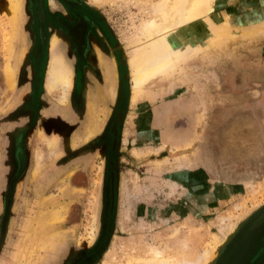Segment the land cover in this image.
I'll return each instance as SVG.
<instances>
[{
	"label": "rangeland",
	"instance_id": "1",
	"mask_svg": "<svg viewBox=\"0 0 264 264\" xmlns=\"http://www.w3.org/2000/svg\"><path fill=\"white\" fill-rule=\"evenodd\" d=\"M84 1L100 16L106 36L99 39L113 47V54L93 55L86 77L96 84L89 86L78 116L71 118L66 96L72 76L64 87L51 83L48 71L54 51L67 66L71 63L59 43L54 50L51 41L45 78L51 93L43 87L39 116L25 132L28 159L22 171L14 161L16 128L28 120L13 109L27 86H8L5 80L12 68L15 78L29 40L23 27L26 3L0 0V264H144L154 247L172 259L196 260L204 251L209 253L205 264H223L227 254L228 264H264V255L244 261L252 251L264 252V240L250 242L252 248L245 244L243 261H235L238 251H229L264 205V25L258 31L240 29L241 35L221 46L199 51L170 74L148 82L133 102L129 53L122 40L132 18L138 21L139 0ZM214 7L239 28L264 19V0H215ZM44 76L43 69V81ZM118 93L123 113L113 155L111 214L103 229L109 207L103 152L59 165L60 135L44 130L41 120L65 113L72 123L65 145L73 152L79 145L82 150L114 113ZM94 124L99 125L92 135L73 140L74 131ZM47 135L57 140L46 139L41 151ZM50 142L55 143V158L48 154ZM35 160L41 164L36 170ZM72 168L80 187L67 176ZM59 205L63 219L44 224ZM46 238L51 246L38 247Z\"/></svg>",
	"mask_w": 264,
	"mask_h": 264
},
{
	"label": "flooded vegetation",
	"instance_id": "2",
	"mask_svg": "<svg viewBox=\"0 0 264 264\" xmlns=\"http://www.w3.org/2000/svg\"><path fill=\"white\" fill-rule=\"evenodd\" d=\"M25 3L27 16L25 17L23 27L25 28L26 34H28L29 40L27 42V47L24 49L22 61L19 63L18 68L16 67L17 71H19L16 73L15 70L14 82L17 87L26 84L27 89H25L24 92L21 91L22 94H19L20 101L13 109L14 115L19 117L26 116L28 120V122L24 124L21 123L17 125L16 128L19 132L15 137L16 149L14 150V161L16 165H21L22 171L28 159V154L24 148L26 140L25 132L31 127L34 118L39 116L40 95L44 87L41 71L44 69L46 74V64L49 56L47 58L44 57H46L52 39L56 38L62 52L64 54L66 52V56H64L67 61L71 63L72 84L66 96L67 99L69 98L67 109L69 111L67 114L70 113L69 116L71 118H74L71 114L78 116L80 112L79 107L82 104V99L87 93L89 86L96 84L93 79L86 77L87 70L91 69L90 64H92L91 62L94 59L93 55L96 56L97 52L113 54L112 51L110 52L113 47L108 44L109 46L106 48L105 44L99 39V37L106 36L101 25L100 16L95 13L84 0H25ZM5 82L7 83V80H5ZM121 95L120 93H118L116 97L114 95V113L109 117L107 124L103 125L98 135L89 143H85L86 145L84 144L82 150L79 149V145L74 148L75 150L72 149L74 150L73 152L70 150V147L65 145L67 143L68 130L72 125L68 120L58 118L55 116L56 114L52 115V117H43L41 120L44 130L48 129V133L51 134L54 132L60 135V143L62 142L63 151L61 156L57 159L59 165L65 167L72 159L74 160L77 157H89L94 151L100 152V156L103 152L104 164L108 170L107 187L109 193V207L105 210L102 219L103 229L109 221L113 201L115 163L113 155L117 140L118 121L123 113L121 105L119 104ZM48 118L53 120L49 121ZM49 122L51 125H49ZM21 145L23 146L22 149ZM69 171L67 173H69ZM76 172L78 173V171L72 168L71 173L67 174V176L70 177V180L75 184L74 186L78 187L80 183L76 179ZM263 240L264 205L257 211L251 220L242 227L240 235L230 247L229 251L231 255L233 251L236 253L238 251L236 254L238 258L236 257L237 259L235 261H243L244 256H247L245 244L247 248H252V245H257L259 242L262 243ZM250 242H252V245ZM249 255L250 258L246 257L244 261H249L257 256L261 257L264 255V252L256 253L252 251ZM226 256L227 257L222 261L223 264L228 262L227 259L229 258V254Z\"/></svg>",
	"mask_w": 264,
	"mask_h": 264
},
{
	"label": "bare ground",
	"instance_id": "3",
	"mask_svg": "<svg viewBox=\"0 0 264 264\" xmlns=\"http://www.w3.org/2000/svg\"><path fill=\"white\" fill-rule=\"evenodd\" d=\"M95 1L98 2L99 0ZM214 1L139 0L136 2L139 4L140 16L136 18L138 19L137 22L132 18V25L129 28L130 32L126 35L124 34L125 36H123L122 40L124 42L122 47L124 45V48L128 51L127 53H129L132 79L131 99L133 102L142 95L143 88L148 82L154 78L170 74L181 62L191 58L199 51L202 50L203 52L210 47L221 46L227 39L241 35L239 34L241 32L239 31L240 29L245 32L248 31L247 28L258 31L263 27L264 19L250 26H240V28L232 26L228 16L225 14L217 15V12L214 11ZM252 32L250 31L249 33L253 34L254 32ZM52 41L53 49L55 50L57 40L53 38ZM48 71L51 83L63 84V86L69 83L71 76L70 67L67 66L60 53L53 52L48 64ZM8 73L10 74L6 75L7 83L8 85H13L15 79L13 68L12 71L8 70ZM111 85L112 83L109 85L110 91L113 87ZM97 125L99 124H94L87 128V136L97 131ZM53 151V145L50 142L48 143L49 157L52 156ZM63 213L62 205L53 208L45 217L46 221H44V224H51L61 219ZM218 228L223 234L226 227L220 225ZM45 244L51 246L47 242V238L41 239L40 244L37 246L44 247ZM152 252L151 257L145 259L144 264H205L209 258V253L204 251L196 260H191L187 257L172 259L171 257L163 256L160 247H154Z\"/></svg>",
	"mask_w": 264,
	"mask_h": 264
},
{
	"label": "crops",
	"instance_id": "4",
	"mask_svg": "<svg viewBox=\"0 0 264 264\" xmlns=\"http://www.w3.org/2000/svg\"><path fill=\"white\" fill-rule=\"evenodd\" d=\"M60 49V48H59ZM48 56H50V48L48 49ZM3 68H4V65H3V67H2V70H3ZM45 78H46V74H45ZM43 86H44V90L46 91V93H51V92H48L47 90H46V87H45V79H44V83H43ZM64 87H66V86H64ZM58 101H59V99H58ZM60 102V101H59ZM61 103H64V102H61ZM56 117H58V118H62L63 120H65V113H64V115L62 116L61 114H59V113H56V115H55ZM145 121H146V119H145ZM83 131V130H82ZM82 131H78V132H75L74 131V134H77L76 136L77 137H73V140L75 139V141H77V142H81V141H83V139H81V138H88L90 135H92L93 133H90L88 136H87V129L86 130H84L83 132ZM55 138L56 140H57V138L54 136V135H51V136H49V135H47V136H43V141H44V147L41 149V151H43L44 150V148H45V141H46V139H50V138ZM55 143H52V145H54ZM54 147V146H53ZM56 150H57V148H56ZM58 151V150H57ZM39 151H35L34 152V159H35V156H36V154L38 153ZM54 153H55V155H54V158H55V156H56V152L55 151H53ZM53 153V154H54ZM58 153H59V151H58ZM41 166V164L39 165V162H38V160H35V164H34V167H35V170L36 169H38L39 167ZM70 170V169H69ZM69 170H67L66 172H68ZM74 187H76V186H74ZM49 213H50V211H49ZM64 213H65V210H64ZM64 213H63V216H62V218L61 219H59V220H57V221H55V223L56 222H58V221H61L62 219H63V217H64ZM54 223V222H53ZM49 262V261H48Z\"/></svg>",
	"mask_w": 264,
	"mask_h": 264
}]
</instances>
